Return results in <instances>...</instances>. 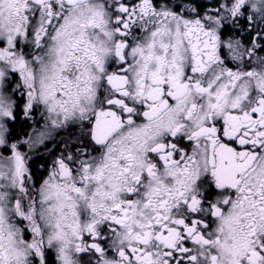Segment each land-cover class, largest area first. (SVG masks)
<instances>
[{
    "label": "snow or ice",
    "instance_id": "6c2138e0",
    "mask_svg": "<svg viewBox=\"0 0 264 264\" xmlns=\"http://www.w3.org/2000/svg\"><path fill=\"white\" fill-rule=\"evenodd\" d=\"M0 264H264V0H0Z\"/></svg>",
    "mask_w": 264,
    "mask_h": 264
},
{
    "label": "flooded vegetation",
    "instance_id": "af4514ba",
    "mask_svg": "<svg viewBox=\"0 0 264 264\" xmlns=\"http://www.w3.org/2000/svg\"><path fill=\"white\" fill-rule=\"evenodd\" d=\"M39 119V117H38ZM21 131L17 133L18 136H26L33 133L34 128H39L40 125H32L31 122L18 125ZM79 135L77 129L72 130H58L53 132V139L48 140L45 146H42L38 151L39 155H33L30 167L34 173V179H40L44 169L41 167L45 162L50 161L53 155L59 154L63 150V142L71 139L73 136ZM27 150V149H25Z\"/></svg>",
    "mask_w": 264,
    "mask_h": 264
},
{
    "label": "trees",
    "instance_id": "16d2710c",
    "mask_svg": "<svg viewBox=\"0 0 264 264\" xmlns=\"http://www.w3.org/2000/svg\"><path fill=\"white\" fill-rule=\"evenodd\" d=\"M14 131L17 134V133H19L21 131V129H19V126L17 125Z\"/></svg>",
    "mask_w": 264,
    "mask_h": 264
}]
</instances>
